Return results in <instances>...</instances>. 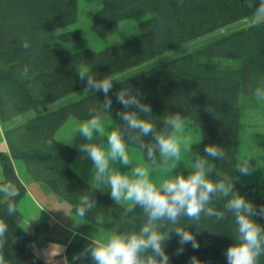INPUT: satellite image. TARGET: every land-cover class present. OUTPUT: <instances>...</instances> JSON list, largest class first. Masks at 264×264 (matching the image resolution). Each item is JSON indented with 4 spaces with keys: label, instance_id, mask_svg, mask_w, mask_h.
<instances>
[{
    "label": "trees",
    "instance_id": "obj_1",
    "mask_svg": "<svg viewBox=\"0 0 264 264\" xmlns=\"http://www.w3.org/2000/svg\"><path fill=\"white\" fill-rule=\"evenodd\" d=\"M77 8L78 0H0V127L9 150L0 151V164L3 181L11 182L18 192L14 198L15 215L8 216L7 201L0 200V219L6 221L9 230L3 250L7 264H44L31 246L42 226L29 233L21 225L18 201L24 186L15 173L16 162L24 164L32 179L67 200L74 215L82 196L95 200L96 207L83 218L89 224L110 232L116 226L121 232H138L147 222L138 206L134 213L122 215L123 209L108 193L94 191L71 169L76 149L54 136L68 118L88 119L89 106H99L105 99L102 92H90L58 107L43 109L85 87L86 82L78 78L81 67L89 69L96 79H114L109 92L112 107L106 117L116 124L123 123L117 113L126 109L117 103L116 93L125 87L138 91L143 102L151 106V120L157 131L164 127L165 116L180 113L188 126L200 130L202 149L214 144L225 150L224 159L212 162L233 179L234 191L257 207L264 205V196L253 184L241 183L239 171L235 170L244 111L240 94L244 88L255 91L264 86V24L252 22L192 52L160 58L173 47L254 15V8H247L245 0H102L91 16L94 33L105 37L117 30L120 21L144 15L145 19L137 23V32L98 50L73 51L55 46L53 40L65 43L79 39L76 29L58 36L54 32L75 21ZM25 42L29 44L27 49L23 47ZM26 65L29 77L21 79L19 73ZM142 139L153 142L152 134ZM49 141L52 148L48 147ZM143 157L146 160V154ZM209 178L215 180V172ZM227 199L216 198L210 205L225 211L222 220L202 214L196 224L187 217L176 225L163 222L165 228L161 231L183 228L199 242L198 250L186 244L183 253L177 255L179 238L173 230L165 243L171 264H190L192 257L200 264H227L225 251L237 243L234 214L223 208ZM97 216L103 217V224L96 223ZM253 219L264 226V217ZM89 243L86 237H75L66 249L68 264H94L91 256L73 259ZM259 264H264V257Z\"/></svg>",
    "mask_w": 264,
    "mask_h": 264
},
{
    "label": "clouds",
    "instance_id": "obj_2",
    "mask_svg": "<svg viewBox=\"0 0 264 264\" xmlns=\"http://www.w3.org/2000/svg\"><path fill=\"white\" fill-rule=\"evenodd\" d=\"M247 8L253 9L256 0H245ZM253 24H264V0H259L253 10ZM145 19V18H144ZM61 29L56 30V35ZM27 49L29 44L25 42ZM81 80H84L85 93L102 92L105 99L99 106H89V118L76 121L73 136L79 133L86 143L77 146L82 159H89L92 167L89 170L90 187L95 190L110 189V197L116 205L123 209L122 215L134 213L137 206L147 217V222L137 231L121 232L119 227H113L107 236L93 235L88 237L90 243L73 259H83L91 256L94 264H171L170 256L165 252V243L174 230L180 247L176 254L183 253V246L191 244L193 249L199 248L195 235L183 228L172 227L167 231L164 221L176 225L182 217H187L194 224L199 223L202 214L222 220L225 211L217 210L210 205L219 197L228 198L223 208L234 214L237 243L225 251L227 264H259L264 257V226H261L254 216L264 217V205L255 206L238 191H234L233 179L216 169L212 162L224 159L223 148L210 144L204 147V155L192 149L193 136L187 130L188 121L180 113L168 114L163 119L164 127L157 131L152 120L151 106L143 102L141 94L130 87H125L116 93V101L125 111L117 113L122 124L105 123L106 113L110 114L112 99L109 92L113 87V78L105 76L96 79L89 69L81 67L78 70ZM21 79L29 77V67L26 65L19 73ZM254 96L258 102L264 101V86L257 87ZM134 109V110H128ZM143 114V115H142ZM111 127V131L108 127ZM152 134L153 142L145 143L142 139ZM72 136V137H73ZM106 137L107 145L103 140ZM99 139V143L95 142ZM129 142L136 145L145 159L133 166L129 155ZM53 143L48 142L52 148ZM182 148L191 161L189 174L173 175V170L181 161ZM209 157L211 159H209ZM252 157H241L235 170L242 176L251 175L255 168L251 165ZM118 162L122 166L132 165L130 172L122 173L113 165ZM215 172L216 179H210ZM163 179H158L159 177ZM0 194L7 201L8 216L17 213L15 197L17 190L11 182H0ZM96 207V202L84 195L75 208L76 216L83 219ZM97 224H103V217H96ZM8 224L0 219V264H7L4 256V246ZM64 264H68L67 258ZM190 264H200L196 257L190 259Z\"/></svg>",
    "mask_w": 264,
    "mask_h": 264
},
{
    "label": "crops",
    "instance_id": "obj_3",
    "mask_svg": "<svg viewBox=\"0 0 264 264\" xmlns=\"http://www.w3.org/2000/svg\"><path fill=\"white\" fill-rule=\"evenodd\" d=\"M244 26H247V24ZM240 103L244 108L243 110L248 111L250 117L248 124L252 132L240 140L237 164L241 157H252L250 163L255 171L246 176H242L239 172V179L246 178L245 184H253L264 196V168L261 169L264 166V101L258 102L254 96V90L244 88L240 94ZM76 121L83 120L70 117L54 134L56 139L74 148L76 146L68 141L65 137L67 135L62 130L68 125H75ZM0 151L5 153L9 151L1 127ZM79 157L80 154L76 151V155L71 161V169L85 182L89 183L90 174L86 173L83 170L84 168L82 169V166L77 163ZM76 163L79 169L74 167ZM14 169L24 186V193L18 201V209L20 211L21 204H26L29 207V212L26 215H22L20 211L22 216L21 225L29 233L33 232L36 226H42V230L31 243L33 251L42 259L44 264H64L68 244L77 236L88 238L80 229L87 226L85 220L72 213L71 205L67 200L55 194L42 182L32 179L23 163H14ZM3 179L4 174L0 164V182H3ZM101 191L107 192V190ZM0 200L3 201V194H0Z\"/></svg>",
    "mask_w": 264,
    "mask_h": 264
},
{
    "label": "rangeland",
    "instance_id": "obj_4",
    "mask_svg": "<svg viewBox=\"0 0 264 264\" xmlns=\"http://www.w3.org/2000/svg\"><path fill=\"white\" fill-rule=\"evenodd\" d=\"M102 0H78V8H77V15L76 19L73 23L68 24L66 26L60 27L58 29H61V32L69 31V30H78L79 32V39L74 42H61L58 40H53V44L55 46L59 47H65L68 49H71L73 51H78L84 48H93V49H101L107 45L114 44L123 40L128 39L129 37L133 36L137 32V23L141 19L144 18V15H137V16H132L127 19H124L119 22L118 28L115 32L105 36V37H100L96 33L93 32L91 29V16L97 11V9L101 6ZM253 22V15L246 17L245 19L230 23L228 25H225L219 29H216L210 33L201 35L195 39H192L188 42H185L181 45H178L176 47H173L169 51L165 52L160 56V58L163 59H168V58H174L178 57L182 54H185L187 52H192L210 41L225 35L235 29H238L239 27H242L244 25H248L249 23ZM57 30V29H56ZM56 30L54 31L56 33ZM78 78H80L79 73H78ZM85 88V87H84ZM84 88H81L66 97L59 99L55 102H52L46 106L43 107V109H50L58 107L60 105H63L64 103L73 101L79 97H82L83 95L87 94L84 91ZM90 93V92H89ZM248 111H243V117H242V130H241V139H244L245 136L247 137L248 134L252 132V129L249 127L248 122L250 121V117L248 116ZM111 117L107 116V119L105 120V123H110L111 122ZM113 120V119H112ZM114 124L115 121L113 120ZM111 127H108V130L111 131ZM187 130L190 131V133L193 136L194 142H197L192 145V149L195 152H199L201 155H204V149L201 148L200 146V138H201V132L198 128L194 126H187ZM67 137L68 141L72 143V145L76 146V151H77V146L86 143L84 138L79 135V133L75 134L73 136V131H74V125H68L65 127V129L62 130ZM73 136V137H72ZM95 142L99 143V139H97ZM105 146L107 145V139L106 137L103 140ZM182 155H181V161L177 165V167L173 170V175H176L178 173H183V175L186 177L189 174V171L191 167V161L189 159V156L187 152L182 148ZM80 154V159L77 162L80 164L79 166H82V169L86 171V173H89V170L92 167V162L89 159H82V154ZM129 155L132 159L133 166H136L140 163V160L144 157H142L138 147L129 145ZM209 159H211L209 157ZM146 161V160H145ZM76 165H74L75 168L79 169ZM114 167H117L122 173H127L130 172L132 165L129 166H122L118 162H116ZM262 167V165H261ZM264 166L261 168L263 169ZM82 171V170H81ZM158 179H163V177H159ZM251 179V178H250ZM246 178H241L239 181L241 183H245ZM110 195V189H107V192ZM20 211L22 215H26L29 212V207L26 204H21L20 205ZM86 222V221H84ZM87 226L85 228H80L83 230L85 235L87 237H91L93 235L97 236H107L110 234V231L103 230L102 228L96 227L95 225L89 224L86 222ZM93 227V229H91ZM100 234V235H99Z\"/></svg>",
    "mask_w": 264,
    "mask_h": 264
}]
</instances>
